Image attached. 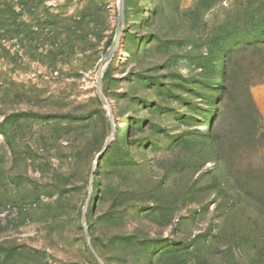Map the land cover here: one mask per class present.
Masks as SVG:
<instances>
[{"label":"rangeland","instance_id":"1","mask_svg":"<svg viewBox=\"0 0 264 264\" xmlns=\"http://www.w3.org/2000/svg\"><path fill=\"white\" fill-rule=\"evenodd\" d=\"M0 264H264V0H0Z\"/></svg>","mask_w":264,"mask_h":264},{"label":"water","instance_id":"2","mask_svg":"<svg viewBox=\"0 0 264 264\" xmlns=\"http://www.w3.org/2000/svg\"><path fill=\"white\" fill-rule=\"evenodd\" d=\"M121 1V0H120ZM121 15H122V12L120 13V19H119V24H120V20H121ZM118 40H119V27L117 28V33H116V36H115V39H114V44H113V46H112V48H111V50H110V53H109V55L114 51V49L117 47V44H118ZM108 55V56H109ZM107 56V57H108ZM99 80V79H98ZM97 93H98V95L101 97V98H103V96H102V94H101V91H100V89H98L97 90ZM107 144V143H106ZM97 166V163H96V165H95V167ZM93 178H94V172H92L91 173V175H90V185H89V188H91L92 187V184H93Z\"/></svg>","mask_w":264,"mask_h":264}]
</instances>
